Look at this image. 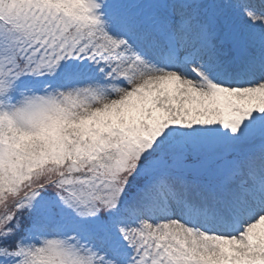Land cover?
Returning a JSON list of instances; mask_svg holds the SVG:
<instances>
[{
    "label": "snow or ice",
    "instance_id": "obj_1",
    "mask_svg": "<svg viewBox=\"0 0 264 264\" xmlns=\"http://www.w3.org/2000/svg\"><path fill=\"white\" fill-rule=\"evenodd\" d=\"M0 264H264V0H0Z\"/></svg>",
    "mask_w": 264,
    "mask_h": 264
}]
</instances>
